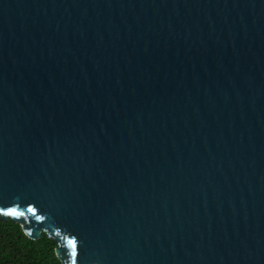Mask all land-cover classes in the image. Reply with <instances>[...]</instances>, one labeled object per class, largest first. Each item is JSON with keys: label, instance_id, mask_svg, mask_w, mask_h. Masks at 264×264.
Returning <instances> with one entry per match:
<instances>
[{"label": "water", "instance_id": "95a60500", "mask_svg": "<svg viewBox=\"0 0 264 264\" xmlns=\"http://www.w3.org/2000/svg\"><path fill=\"white\" fill-rule=\"evenodd\" d=\"M0 218L60 264H264V0H0Z\"/></svg>", "mask_w": 264, "mask_h": 264}, {"label": "trees", "instance_id": "16d2710c", "mask_svg": "<svg viewBox=\"0 0 264 264\" xmlns=\"http://www.w3.org/2000/svg\"><path fill=\"white\" fill-rule=\"evenodd\" d=\"M57 243L44 232L30 239L10 218H0V264H60L55 256Z\"/></svg>", "mask_w": 264, "mask_h": 264}]
</instances>
